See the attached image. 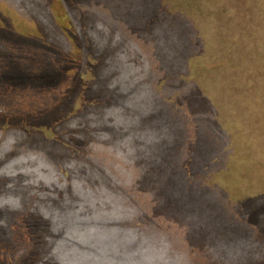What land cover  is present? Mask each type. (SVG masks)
<instances>
[{"label": "rangeland", "instance_id": "rangeland-1", "mask_svg": "<svg viewBox=\"0 0 264 264\" xmlns=\"http://www.w3.org/2000/svg\"><path fill=\"white\" fill-rule=\"evenodd\" d=\"M0 26V63L52 65L0 73V264H264V0H0Z\"/></svg>", "mask_w": 264, "mask_h": 264}, {"label": "trees", "instance_id": "trees-1", "mask_svg": "<svg viewBox=\"0 0 264 264\" xmlns=\"http://www.w3.org/2000/svg\"><path fill=\"white\" fill-rule=\"evenodd\" d=\"M1 26H3V24ZM1 26H0V31H1ZM9 64L14 65L17 68V71L20 72L22 77H24L25 79H29L32 82L40 79V77L46 74V72H50L49 69L52 67V65L48 61L46 64L40 63L41 65L43 64L41 67H38V69H35L33 71H30L31 69L26 68L23 64L18 62L17 59L13 57H5L0 63V73L2 71H5ZM41 74L43 75L41 76Z\"/></svg>", "mask_w": 264, "mask_h": 264}]
</instances>
